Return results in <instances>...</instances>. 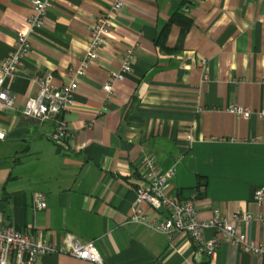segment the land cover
I'll list each match as a JSON object with an SVG mask.
<instances>
[{"label":"crops","instance_id":"0c3cea01","mask_svg":"<svg viewBox=\"0 0 264 264\" xmlns=\"http://www.w3.org/2000/svg\"><path fill=\"white\" fill-rule=\"evenodd\" d=\"M33 1L0 0V62L33 14ZM112 2L51 0L43 27L30 35V51L5 82L15 109L0 108L3 225L55 245L67 236L92 241L104 264H264L226 239L211 259L198 261L187 235L130 220L145 156L161 172L174 171L165 193L192 199L201 220L213 211L264 215V190L261 206L254 199L264 189V118L257 114L264 111V0H125L105 44L76 79V106L64 116L73 138L62 146L50 140L58 115L41 122L21 114L39 89L33 77L51 74L57 87L69 83L89 50L94 20ZM175 14L190 24L170 22ZM134 42L132 72L105 98L109 73ZM230 105L251 115L236 117ZM34 195L43 196L44 210H33ZM142 210L163 219L145 204ZM240 230L264 245L258 221ZM213 236L211 229L203 233ZM40 264L93 263L57 253Z\"/></svg>","mask_w":264,"mask_h":264},{"label":"built area","instance_id":"2783aa9c","mask_svg":"<svg viewBox=\"0 0 264 264\" xmlns=\"http://www.w3.org/2000/svg\"><path fill=\"white\" fill-rule=\"evenodd\" d=\"M125 0H113L107 13L96 18L91 30L89 50L83 55L78 66L70 71V81L60 87L52 83L51 74L33 77L38 85L36 96L29 97L21 108V114L41 122L55 118L54 131L50 140L56 145H64L73 138L71 130L66 127L64 116L75 108L74 94L77 90V77L85 74L90 61L96 57L97 52L105 44L110 33L111 22L120 13ZM51 7V0H34L32 2L33 14L25 20L22 28L17 30L14 49L0 62V108L15 109L12 93L5 86V82L14 77L21 66L23 58L31 49L30 35L41 29L44 25L45 15ZM188 12L186 11V14ZM137 42L130 43L120 56L119 67L109 73L102 90L108 98L114 86L122 82L132 72V62L135 56ZM203 61V66H204ZM207 77L204 75V79ZM227 112L236 117L248 118L251 111L246 107L230 105ZM264 118V111L257 113ZM5 137L0 129V140ZM143 168L140 172V181L136 187V201L132 208L130 220L135 223H145L149 227L162 233H182L189 237L195 246L197 260L211 259L220 244L221 239H226L239 251L264 257V245H255L247 240L241 232L243 223L256 220L264 226V215L255 219L247 213L234 212L230 216H223L218 211H213L209 220L198 217L197 207L192 199L177 200L165 193L167 181L173 176L174 171L161 172L150 156L143 157ZM263 190L254 192V199L258 206L263 202ZM142 204L149 207L152 214L163 216L162 221L149 219L144 215ZM32 208L34 211L44 210L46 203L43 196L34 195ZM211 229L214 236L205 239L203 233ZM67 254L76 259L89 261L93 264H104L94 243H80L67 236L61 245L46 242L29 230H17L11 226L3 225L0 219V264H40L43 256L49 254Z\"/></svg>","mask_w":264,"mask_h":264},{"label":"trees","instance_id":"16d2710c","mask_svg":"<svg viewBox=\"0 0 264 264\" xmlns=\"http://www.w3.org/2000/svg\"><path fill=\"white\" fill-rule=\"evenodd\" d=\"M170 22H173V23H176V24H179V25H182V26H188L190 24V21L188 19H186L185 17L179 15V14H175L173 15L170 20ZM165 33H166V30H164L162 32V34L158 37V40H157V44L159 46H162L164 44V40H165Z\"/></svg>","mask_w":264,"mask_h":264}]
</instances>
